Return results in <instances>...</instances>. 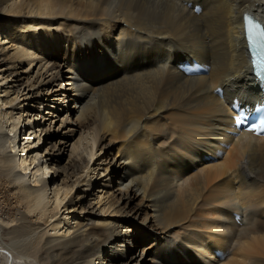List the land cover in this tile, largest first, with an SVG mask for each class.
Wrapping results in <instances>:
<instances>
[{
	"label": "bare ground",
	"instance_id": "obj_1",
	"mask_svg": "<svg viewBox=\"0 0 264 264\" xmlns=\"http://www.w3.org/2000/svg\"><path fill=\"white\" fill-rule=\"evenodd\" d=\"M9 1L0 0L5 37L45 46L40 35L19 33L23 19L5 21V11L51 33L40 63L73 91L79 127L95 130L105 151L97 166L117 188L106 210L85 198L87 189L67 198L80 182L91 187L84 173L97 169L93 152L61 166L55 143L37 147L51 124L39 119L38 80L25 85L30 77L18 67L34 59L0 39V229L15 233L0 243L4 264H25L14 249L64 207L75 217L48 224L41 264H264V136L231 134V103L261 102L243 13L264 21V0ZM199 63L208 73L188 76Z\"/></svg>",
	"mask_w": 264,
	"mask_h": 264
},
{
	"label": "rangeland",
	"instance_id": "obj_2",
	"mask_svg": "<svg viewBox=\"0 0 264 264\" xmlns=\"http://www.w3.org/2000/svg\"><path fill=\"white\" fill-rule=\"evenodd\" d=\"M20 1L21 0H10L8 2V5H10L12 2H20ZM4 13H5L4 14L5 21L10 19L12 21L11 23H14V21H13L14 19H11V18H14V16H15V19H17V20L23 19L20 21L18 26L22 25V28H26V27H24V25H25V23H28L29 18H27V17L25 18L21 15H19L20 16V18H19L18 15H16L15 13L12 14V12L10 13L9 11H5ZM6 17H8V18L6 19ZM15 23L17 24V22H15ZM15 23H14V25H16ZM4 24H5V22L0 25V29L3 28V31L0 30V39H2L1 40L2 45H4L6 47V50H9V51H11V53H14V54L17 53L18 50L19 51L23 50V51H26L27 57L34 59V63H31V65H30V63L28 64V62L25 61L24 63L19 64L18 67L23 72L22 76L24 77V81H27L28 78L30 77L29 81L25 85L36 82L38 80V83L36 86L40 87V89L42 90L43 98L45 99V101L43 102L42 107H41L43 113L41 115H39V119L41 120L42 117L46 118V126L51 124V129H52V131H51L52 133L51 134H49V133L45 134L39 144H37L38 140H35L32 144H30V143H28V144L30 146L31 145L34 146L36 143L37 147L42 145V148H43L44 146L47 147L50 145L49 141H51V143H55L57 145L56 154L60 153L61 158H60L59 163L61 164V166L65 165V164L67 166L68 163L70 162V160L75 156L76 153H80L81 155H83L87 158H91L92 156H90V155L92 154L91 152H93L94 156L92 157L91 163H93V164H92L91 168H97V169L96 170H93V169L88 170V171H85V173H84V176L87 175L86 179L91 180V183H92L91 187L87 186L86 181L80 182L79 185H77L71 191V193L68 195L67 198L69 199L71 196L77 195L79 193H80V195H82V194H84V192L81 189H87L88 192L86 193L85 198L91 199L93 204L96 205V208L102 209L105 206V210H106L109 206V204L106 205V202H107L106 196H107V194H109L110 197H112L114 199V197H113L114 191L113 190H114V188H117V182L115 185L113 178H111V175L109 174V172L103 171V169H102L103 165H100V167L97 166L98 163H101L105 151L102 150L101 148H99V146H97V143H95L96 133H95L94 129H91L90 131L84 130L85 131V133H84V131H82L81 128L79 127V124H81V122L79 120V116L77 113L75 97L72 94L73 91L72 90H66L65 88L68 85L65 83H60V81H51L52 72L51 71L47 72V70L49 68V64L45 63V65H43L45 60L41 61V63H40V58L42 59V57L44 56L42 51L45 50V52H48L50 50L49 45L51 46L52 41H53L51 38L52 37L51 33L49 31H48V33L44 32L43 29L41 30V28H39L38 26H34L35 28L30 27L32 29V31H31V29L28 30V28H26L27 30L26 29L23 30L21 27L18 28V30H20L19 33H22L24 35H27L30 33H35L37 36L40 35L39 41H42V42L45 41L44 42L45 46L42 47L43 49L41 47H39L38 50L35 49V47H33L32 49H30V48L27 49V47H25L23 45L20 46L21 44H19V46H18V44L14 45V44L10 43L9 39H7L5 37L6 33L10 29V25L9 24L4 25ZM3 25H4V27H3ZM57 26H59V25H57ZM58 28H60V27H58ZM36 29H38V30H36ZM24 32H27V33H24ZM58 33L59 32H57V33L55 32L56 35ZM63 42H64L65 46H68L70 44L66 40H64ZM59 43H60V41H58V43H55V44L57 45ZM53 44H54V42H53ZM22 59H24V57H22ZM60 79H63V78L60 77ZM64 80H67V79H64ZM8 86H10V88H11L12 84L8 85ZM68 92H70V95L68 94ZM10 95L15 96L16 94L12 90L10 92ZM18 101H19V99H18ZM20 101H22V103H21L22 105L28 103L25 100L23 101V97L20 98ZM31 104H33V102H29L28 105H31ZM24 107H26V106H24ZM26 113H27V110L25 111L24 115H26ZM26 132L29 135V129H26ZM82 134H83V138H82ZM51 135H53V136H51ZM31 139L33 140L34 138L32 137ZM80 139H81V141L78 143L79 145H78L77 150L75 151V153H71L73 143L80 140ZM116 154H117V151L115 149L112 152V157L116 156ZM101 157H102V159H101ZM108 184H110L111 186H108ZM139 199L140 198H137L136 202ZM66 201H67V199H66ZM112 210H113V208L111 207L108 209V212L105 213L103 211V214L104 213L105 214H104V216H102V218L107 217V220L110 221L111 218L115 217L114 216L115 213L110 212ZM60 214H61V216H60ZM62 217H67L68 219H72L73 217H75L74 209L70 208V207L67 209L65 207L62 208L60 213L57 215V217H54L52 219V221L55 218H62ZM51 222H49L48 224H50ZM48 224L43 225L39 229L35 230V232L33 231L30 235H28L26 237V241L24 242L25 244L23 245V247H17V249H14V251H15L13 253L14 256L18 257V254H19L20 256L23 257V258H21L22 263L25 262L24 260H26L25 264H41L39 261V255L41 253V246L44 243L46 237H48V235H50L51 233L53 234L52 230H49L51 226H48ZM100 225H105V224H100ZM47 227H48V229H47ZM0 230H1L0 231V243H2V241L9 243L15 237V233L14 234L11 232L7 233V231L3 232V229H0ZM46 230L47 231L49 230V232L47 233ZM139 248H140V253H141L142 249H143V245L138 247L137 249H139ZM3 256H4V254H3V252H1L0 253V264H4V257Z\"/></svg>",
	"mask_w": 264,
	"mask_h": 264
},
{
	"label": "snow or ice",
	"instance_id": "obj_3",
	"mask_svg": "<svg viewBox=\"0 0 264 264\" xmlns=\"http://www.w3.org/2000/svg\"><path fill=\"white\" fill-rule=\"evenodd\" d=\"M244 19H245V24L248 25V24H249V20H248V18L245 17ZM259 26H260V25H259V23H258V24H257V27H259ZM261 36H264V32H261ZM248 40H249V42H251V40H252V30H251V27H250V26L248 27ZM256 55H257L256 53H253V56H254L253 64H255V65H259L260 61L257 60V59H255V56H256ZM235 123H236L237 125H239V124L241 123V116H240V115L235 116ZM257 127H258L257 125L253 124V125H252V128H251L250 130H255Z\"/></svg>",
	"mask_w": 264,
	"mask_h": 264
}]
</instances>
